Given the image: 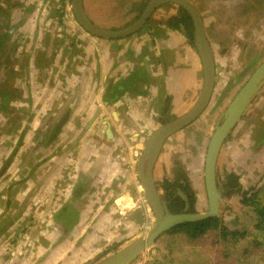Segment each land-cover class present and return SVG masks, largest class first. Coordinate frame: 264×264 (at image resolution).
I'll return each mask as SVG.
<instances>
[{"label": "rangeland", "instance_id": "374dc122", "mask_svg": "<svg viewBox=\"0 0 264 264\" xmlns=\"http://www.w3.org/2000/svg\"><path fill=\"white\" fill-rule=\"evenodd\" d=\"M148 1L84 0V5L88 16L97 26L119 30L138 19ZM190 1L196 5L203 18L206 36L213 49L216 65L214 93L203 114L166 141L156 163L154 180L158 187L164 179H178L179 183L181 181L194 193L193 212H206L208 200L204 167L211 136L222 121L232 98L264 61V0ZM177 12L175 5L159 7L146 27L137 34L125 37L127 38L125 42H135L137 45L143 43L139 55L141 57L148 55L151 65L153 58L152 53L145 49L149 47L147 43L152 40L163 43L170 39L157 25L167 26L169 16ZM67 17L76 22L70 0L69 3L68 0H0V173L5 170L0 175V213L4 210V203L12 205L17 187L13 185L8 187L5 183L7 179L14 180L16 169L21 172L18 177L20 180L24 177L25 171L29 172L28 178L32 181L19 186L20 192L32 200L28 210L25 208L26 217H31L33 221L34 217L50 216L51 210L45 209L46 205L40 206L39 195L44 193L42 183L39 181L38 186L33 187V181L49 171V167L45 165L49 162H46L49 157L57 160L62 155L68 156L67 164L71 165H67L68 173L65 179L70 177L72 184L65 187L66 202L60 204L62 207L58 210L59 213L62 209L68 212V222L65 225V220L63 227L65 230H71L70 234L73 225L79 221L81 212H84V223L77 236L71 235L68 237L69 240H60L59 243L67 242L71 261L74 260V252L84 255L86 254L84 251H89L91 255H87L91 257L83 264H96L133 240L146 236L154 225L155 217L150 207L146 221L140 209L132 211L128 208L131 206V201L126 198L128 196L121 199V202L130 211L123 210V213H120L118 204L121 203L120 198L123 195L129 193L132 195V184L135 180L139 186L141 185L137 159L141 155L143 142L159 126L183 115L191 108L203 83V70L197 77V88L193 82L189 88L179 85L178 78L181 77L182 81L190 86L189 69L191 66L193 68L191 56L183 49H179L182 68H177L180 72L175 73L169 81L170 89L165 74L161 73L160 76L149 79V74L153 73L150 65H146L143 70L138 69L140 78L135 82L136 88L129 102L136 100V96H141L143 92L155 88L156 98L140 97L147 99L149 108L152 101L155 107L139 118L136 112L133 113L132 108L123 110L124 107L121 105L118 108L121 123L110 125L103 122L112 120L111 113L114 111L93 110L95 87L93 67L90 66L83 73H77L73 68H69L70 79H78V83L71 85L70 82L64 90L60 84H56L59 93L63 91V96L67 97L54 98L55 101L51 103L53 108L42 118V129L36 132L37 138L51 123L50 120L55 122L60 120L59 127L51 128L42 144L40 141L36 143L31 139L32 133L28 134V125L33 115L28 106L34 103L43 105L46 101L42 96L46 88L50 91L48 81L53 80V76L59 71L58 67L55 69L54 63L48 64L52 50L58 46L52 37L57 33L56 22L59 20L64 22ZM45 24H48L50 37L47 40L43 38L41 42L37 40L35 33L38 27ZM71 35L73 37L69 35L65 40L69 43L77 41V34ZM181 40L184 42V39ZM188 40L190 41L187 37V42ZM44 42L49 47L45 44L42 46ZM85 44L89 52L87 58L90 57L89 61L92 62L94 57L92 49L89 48L88 42H83V47ZM36 48H41L39 53ZM32 57L35 59L34 67H31ZM173 57L174 54L170 53V60H173ZM54 58H57V54ZM80 61L79 64L83 66L84 61L83 63ZM47 68L53 75L51 78L46 73ZM139 107L142 106L139 104ZM23 132L26 133L19 145V136ZM81 157L85 158L82 169L86 168V171L87 167L92 165L86 174H82L83 170L78 169L77 165H72ZM8 171L9 178L5 175ZM231 173L239 177L243 191L253 187L264 188V87L254 98L221 150L217 177L224 179ZM160 192L163 194L161 189ZM142 195L144 198V194ZM260 196L264 197V190ZM241 198L238 195L224 201L221 204L223 212L220 216L230 230L244 229L253 232V236L247 239L250 243L259 232L254 229L257 222L252 213L240 203ZM57 201L61 200L58 198ZM15 204L24 205L23 202L17 201ZM7 209L11 218L19 219L17 215L19 208L15 209V213L10 205H7ZM46 227L42 221L30 222L26 218L13 228H10V224L2 226L4 234L10 232L29 234L35 239L39 238V243H42L43 237L38 234L45 232ZM125 236L128 237L124 238ZM218 241L216 235L196 242L179 235L164 234L130 264H264V247L253 250L244 258L243 252L246 250L245 247L250 249L249 243L240 242L235 249L230 248L232 256L226 261L221 256L223 247ZM10 247L15 248L16 245Z\"/></svg>", "mask_w": 264, "mask_h": 264}, {"label": "crops", "instance_id": "0c3cea01", "mask_svg": "<svg viewBox=\"0 0 264 264\" xmlns=\"http://www.w3.org/2000/svg\"><path fill=\"white\" fill-rule=\"evenodd\" d=\"M69 3V0H68ZM67 7V6H66ZM85 7V5H84ZM68 11L69 10V4H68ZM86 10V8H85ZM62 13V12H61ZM63 14V13H62ZM73 19L67 17V20L64 22H61V20L57 21L56 24L58 27H56V32L54 34V37H52L57 42V47H55L52 51L53 53L50 54V58L48 59V64H52L56 67H58L59 71L57 72L56 76H53L51 72H49V68H47L46 73L48 77L51 75L54 77L53 80L50 79L49 87L44 92L43 96L45 98V103L43 105H39L37 103H34L32 106H28L31 109L32 120L29 122L28 128L29 132L32 133V141L39 142L40 144L43 143V139L49 134L51 131V128L59 127V121L50 120L51 123L47 125V128L42 131V135L37 138V133L39 130H41V124H42V118L50 112V110L53 108L51 106V103H53L55 100V97H64V92L61 91L59 93L58 87L56 84H60V87L62 90H64L65 86H68L71 82L72 84H77L78 79H70L69 73L71 72V69L73 68L77 73H83L85 70H88L90 66L93 67L94 77H95V87H94V94H93V110H99L102 111H114L111 113L113 116L112 120L104 121L103 123L107 124H117L121 123L120 118V111L119 107L122 105L125 110V108H129V110L132 108L133 113L136 112L137 116L139 118L142 117V114L146 113L148 114L151 112V110L155 107L153 105V101L149 108V103L147 102V99H142L140 97L142 96H148L146 98H154L156 95L155 88H151L148 92H143V94L140 96H136V100H132L131 103L129 102V98L133 97L134 89L136 88L135 82L139 81L140 78L139 70H143L142 68H145L146 65H150L149 59L150 57L147 55L145 57H141L139 54H141L142 50V44L139 43H133V42H125L127 38L117 39V40H104L99 39L95 37L89 36L86 32H84L77 23L75 24ZM44 26H47V28H44ZM43 27H38L36 30V38L37 40L43 42L44 40H47V38L50 37L49 33V27L48 24H45ZM159 29H163L164 32H166V36L170 37L168 41H163V43L158 42L157 40L148 42L147 45L149 47L145 48L148 49V53H152L153 62L151 63V67L153 69V73L149 74V79L158 77L161 75V73L165 74L166 80H167V86L168 88L170 85L171 78L175 75V73L180 72V69L182 68V60H181V54L179 49H183L184 51H187L189 56H191V61L193 63V68L191 66L190 71V77H189V85H186L184 81H182L181 77L178 78L179 85L181 87H191V83L193 82L194 85L196 84L197 88V77L202 71V64L200 61V58L198 56V53L194 47V44H192L189 40L187 42V37L183 32H179L178 30L171 29L170 27L166 25H157ZM71 33L77 34V41L68 42L65 40L66 37L71 35ZM185 36H183V35ZM182 35V36H181ZM181 39H184L185 45L183 46V41ZM83 42H88L89 48L92 49V62L89 61L90 57L87 58V50H86V44L83 47ZM45 44V42L42 44V46ZM163 45V46H162ZM41 46V47H42ZM48 46V45H47ZM49 47V46H48ZM45 48V47H44ZM38 49V53L40 52L41 48ZM59 50V51H58ZM42 52L44 51L41 50ZM47 51V50H46ZM73 53V55H71ZM173 53L174 57L173 60H170L169 54ZM57 54V58H54V55ZM173 56V55H172ZM171 56V57H172ZM53 57V58H52ZM83 60V61H80ZM32 60V61H31ZM34 57L30 58L31 61V67H34ZM79 61L83 63V66L79 64ZM30 67V66H29ZM180 68V69H177ZM185 68H187L185 66ZM55 72V70H54ZM154 75V76H153ZM168 78V79H167ZM57 80V81H56ZM170 85V86H169ZM173 85V84H172ZM170 89V88H169ZM138 91V90H137ZM138 92H135L137 94ZM157 96V95H156ZM139 97V98H137ZM156 98V97H155ZM139 104L142 107H139ZM73 107V104L71 105ZM145 106L147 108H145ZM70 108V107H68ZM116 111V112H115ZM48 119V118H47ZM62 121V120H61ZM26 132H23L19 136V145L24 138ZM23 144V142H22ZM22 146V145H21ZM20 148V147H19ZM49 159V160H48ZM45 165H47L49 168L43 176H39V179L36 181H33L34 186H38V182L42 183V186L44 188L43 195H39L40 197V206L46 205L47 210L51 213V215H47L46 217H34L33 221L31 220V217H26L25 208H29V205L32 204V200L26 195L22 194L19 190V186L21 185H27L28 181H31L29 177V172L25 173L23 172L24 177L20 180V170H14V180H13V186L17 187L15 190V195L12 198V207L11 210H13V213H15V209L19 208L17 210L18 220H15V218H11L9 215V212L7 211V205L4 203L3 211L0 213L1 215V222H0V264H83L85 261H87L91 256V253L89 251H84V255H81L74 252L73 254V261H71L69 256V246L67 245V242H63L62 244L59 243L60 240L67 241L69 240L68 237L77 236V233L79 232L82 224L84 223L83 217L84 212H81V216L79 221L75 225H73L72 233L70 234L69 229H64V221L65 225L68 222L67 219H65L61 213H59V208L62 207L63 203L66 202V194H65V187L70 186L71 179L68 177V179H65L67 172V164L69 162L68 156L62 155L60 159H54V157H49ZM85 164V158L81 157L77 163H72V165H77L78 169L83 170L82 174H86V171L88 168H90L92 165L86 168L82 169V166ZM31 170V169H30ZM10 171H8L5 175H8ZM30 179V180H29ZM32 182V181H31ZM6 186L10 187L12 184H10V180L7 179V182L5 183ZM133 193L132 195L129 193V195H123L120 198L121 199L128 198L131 201V206L128 208L132 211L135 209H140L142 215L145 216L146 221L148 220L150 209L149 205L145 202V197L143 198L142 194L143 191L141 189V185L134 181V184H132ZM81 190V188H80ZM36 194V193H35ZM70 194V192L68 193ZM60 199L61 201H57V199ZM17 202H23L24 205H17ZM119 202V201H118ZM7 203V202H6ZM121 202L118 204V211L120 209V213H123V210L130 211L128 208H125ZM74 208H75V204ZM28 206V207H27ZM23 207V208H22ZM57 207V209H56ZM43 208V207H42ZM9 210V211H11ZM28 210V209H27ZM136 211V210H135ZM130 213V212H129ZM133 213V212H132ZM128 214V213H127ZM131 214H129L130 216ZM61 216V218H59ZM12 223H10L11 221ZM24 218L28 219L30 222H37L42 221L44 225H46L45 232H41L38 235L40 237H43L42 243H39V238L35 239L32 236H29V234H14V232H10L7 234H2L1 229L3 225H9L10 228H13L18 224V222L24 220ZM144 224V223H143ZM9 228V230H10ZM69 231V232H68ZM128 236H125L126 238ZM14 241V243H12ZM12 245H9L11 244ZM16 245L15 248H11L10 246ZM87 254H90L89 256ZM82 256V258H79ZM86 256V257H84ZM86 264V263H85Z\"/></svg>", "mask_w": 264, "mask_h": 264}, {"label": "water", "instance_id": "95a60500", "mask_svg": "<svg viewBox=\"0 0 264 264\" xmlns=\"http://www.w3.org/2000/svg\"><path fill=\"white\" fill-rule=\"evenodd\" d=\"M164 4L177 5L187 11L192 18L194 46L202 64L203 83L191 108L183 115L154 130L147 139L143 152L138 159L137 172L145 200L155 217L154 225L146 236L133 240L124 248L96 264H130L149 249L156 240L173 228L185 223L220 216L222 207L221 195L217 186V164L221 150L254 98L264 87L263 61L232 98L223 114L222 121L211 136L204 167L208 210L206 212L172 213L155 183L154 168L167 139L195 122L208 107L214 93L216 65L212 46L206 36L203 19L195 5L189 0H149L142 15L133 24L119 30H108L92 22L85 10L84 0H70L76 22L89 35L104 40L122 39L135 34L146 24L153 12Z\"/></svg>", "mask_w": 264, "mask_h": 264}, {"label": "trees", "instance_id": "16d2710c", "mask_svg": "<svg viewBox=\"0 0 264 264\" xmlns=\"http://www.w3.org/2000/svg\"><path fill=\"white\" fill-rule=\"evenodd\" d=\"M167 25L171 29L183 31L186 35L192 37L193 40L194 25L192 18L182 8H180V14L178 16L176 14L175 17H171L170 20H168ZM159 186L163 190V200L172 213L194 211V193L190 188L186 187L185 184H182L181 181L179 183L178 179H164ZM217 186L221 195V204L239 195L242 197L240 203L252 213L257 222L254 229L258 231L259 234L255 235V238L250 241V243L247 239L253 236V232L244 229L230 230L225 226L221 216L179 225L168 231L165 235H179L184 237V239L186 238L196 242L211 235H216L218 236L219 244L223 247L221 256L224 257L226 261L232 256L230 254V248L233 247L235 249L237 244L245 241L249 243L248 246L250 248L247 249L245 247L246 250L243 252V257L245 258V256H249L253 250L264 247V197L261 198L260 196L264 188L260 189L253 187L248 191H243L239 182V177L233 173L227 174L224 179L218 178ZM221 207H223V205Z\"/></svg>", "mask_w": 264, "mask_h": 264}, {"label": "flooded vegetation", "instance_id": "af4514ba", "mask_svg": "<svg viewBox=\"0 0 264 264\" xmlns=\"http://www.w3.org/2000/svg\"><path fill=\"white\" fill-rule=\"evenodd\" d=\"M190 1V0H189ZM149 2V1H148ZM190 2H192V1H190ZM193 3V2H192ZM194 4V3H193ZM147 5V4H146ZM164 5H167V4H164ZM170 5H174V4H170ZM195 5V4H194ZM163 6V5H162ZM176 7H177V9H178V12L176 13L177 14V16L180 14V8L181 7H178L177 5H175ZM146 7V6H145ZM161 7V6H160ZM195 7H196V5H195ZM197 8V7H196ZM145 9V8H144ZM158 9V8H157ZM156 9V10H157ZM183 9V8H182ZM155 10V11H156ZM184 10V9H183ZM197 10H198V8H197ZM144 11V10H143ZM143 11L141 12V14L139 15V17L142 15V13H143ZM154 11V12H155ZM154 12H153V14H154ZM187 12V11H186ZM198 12H199V10H198ZM200 13V12H199ZM152 14V15H153ZM176 14H173V15H170L169 16V18L168 19H170L171 17H175L176 16ZM152 15H151V17H152ZM201 15V14H200ZM138 17V18H139ZM149 18V20L146 22V24L139 30V31H137L135 34H137V33H139L140 31H142L143 29H144V27H146V25L150 22V20L152 19V18ZM202 17V16H201ZM203 19V18H202ZM93 22V21H92ZM94 23V22H93ZM134 23V22H133ZM132 23V24H133ZM78 24V23H77ZM95 24V23H94ZM79 25V24H78ZM96 25V24H95ZM80 26V25H79ZM129 26V25H128ZM168 26V25H167ZM81 27V26H80ZM127 27V26H126ZM125 28V27H124ZM81 29L83 30V28L81 27ZM123 29V28H122ZM84 31V30H83ZM178 31H181V30H178ZM85 32V31H84ZM181 32H183V31H181ZM184 33V32H183ZM185 34V33H184ZM186 35V34H185ZM189 39H190V42L192 43L193 42V44H194V39L192 40V37H190V36H188V35H186ZM94 37V36H93ZM97 38V37H96ZM117 40V39H116ZM211 44V43H210ZM195 47V46H194ZM196 49V48H195ZM197 51V50H196ZM151 135V134H150ZM149 135V136H150ZM149 136L146 138V140L143 142V148H144V145H145V143H146V141H147V139L149 138ZM168 140V139H167ZM166 143V142H165ZM143 148H141V154H142V152H143ZM139 159V158H138ZM138 159H137V161H138ZM155 167H156V165H155ZM154 170H155V168H154ZM5 170H3L1 173H0V175L4 172ZM9 175H10V173H8V178H9ZM12 183V185H13V180H11L10 181V184ZM158 189H159V186H158ZM161 189V188H160ZM159 189V190H160ZM162 190V189H161ZM163 191V190H162ZM162 196H163V194H161ZM11 213V212H10ZM61 214L60 215H62L65 219H68L67 217H69V215L67 214L68 212L67 211H65L64 209H62V211L60 212ZM11 215V214H10ZM5 226V225H4ZM1 233H3L4 234V231H3V228L1 229ZM8 235V234H7ZM2 246V245H1ZM0 246V247H1Z\"/></svg>", "mask_w": 264, "mask_h": 264}]
</instances>
